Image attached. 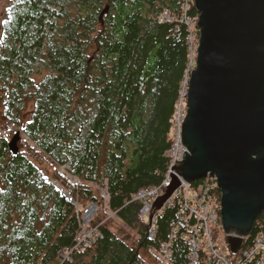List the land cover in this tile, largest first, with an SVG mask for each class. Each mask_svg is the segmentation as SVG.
Returning a JSON list of instances; mask_svg holds the SVG:
<instances>
[{
    "label": "trees",
    "instance_id": "obj_1",
    "mask_svg": "<svg viewBox=\"0 0 264 264\" xmlns=\"http://www.w3.org/2000/svg\"><path fill=\"white\" fill-rule=\"evenodd\" d=\"M0 5L1 117L56 166L49 177L19 144L17 153L9 150L12 132L0 136V264H59L78 230L76 204L91 202L100 209L93 223L101 222L103 237L61 264H160L157 252L166 242L172 264H189L179 199L158 213L153 238L140 218L142 202L132 200L168 171L171 120L199 38L196 24L190 30L181 21L183 0ZM165 9L173 20L159 19ZM189 14L198 18L193 0ZM58 166L77 182L63 179ZM93 184L106 187L108 198ZM213 192L220 201L216 185ZM255 222L242 249L264 234V211ZM199 264L216 262L201 250Z\"/></svg>",
    "mask_w": 264,
    "mask_h": 264
},
{
    "label": "water",
    "instance_id": "obj_2",
    "mask_svg": "<svg viewBox=\"0 0 264 264\" xmlns=\"http://www.w3.org/2000/svg\"><path fill=\"white\" fill-rule=\"evenodd\" d=\"M193 5L199 38L182 126L187 152L154 207H163L180 178L194 183L215 177L221 226L236 253L264 211V0ZM20 138V132L11 137V152H18Z\"/></svg>",
    "mask_w": 264,
    "mask_h": 264
},
{
    "label": "built area",
    "instance_id": "obj_3",
    "mask_svg": "<svg viewBox=\"0 0 264 264\" xmlns=\"http://www.w3.org/2000/svg\"><path fill=\"white\" fill-rule=\"evenodd\" d=\"M191 0H183V9L181 21L193 30L197 18L189 14ZM174 15L165 9L159 16L161 21H171ZM193 41V33L190 38V43ZM187 88L188 79H186L180 91V96L177 100L176 110L171 120L172 142L169 149L166 151V156L169 159L168 171L158 186L149 187L138 190L132 197V200L142 202L140 209V218L148 225L147 236L153 238L156 232V218L165 206L172 205L176 199L180 201L178 211V220L184 226L186 232L184 235L185 241L191 249L189 264H199L200 251L203 250L209 254L216 264H248L249 261L256 259L259 264H264V234H260L255 238L252 246L242 249L240 248L234 258L228 256V249L225 245L219 244L220 237L218 231L221 226L220 201L217 200L213 192V186L216 185L215 177L207 175L201 179L197 185L188 183L180 178V187H178L171 197L164 203L161 209H155L154 202L162 195L167 187L171 184V175L174 173L173 167L176 161L183 159V153L186 147L182 143V126L187 114ZM70 175V174H69ZM71 176V175H70ZM72 183H76L77 179L72 177ZM196 182V181H195ZM93 186L100 189L96 184ZM217 187V185H216ZM102 195L104 199L108 198L106 187H103ZM74 202V200L72 199ZM78 212L79 224L78 230L74 235L71 246L64 248L59 252V261H72V255L77 250L85 249L91 244H95L102 239L103 232L101 230V222L93 223L94 214L98 210V205L94 202L87 204L85 207L76 204ZM107 217L111 213L105 209ZM180 229L176 224L173 227L174 233ZM227 236V235H226ZM224 241V239H223ZM230 250V249H229ZM160 264H172V243L166 242L158 250Z\"/></svg>",
    "mask_w": 264,
    "mask_h": 264
},
{
    "label": "rangeland",
    "instance_id": "obj_4",
    "mask_svg": "<svg viewBox=\"0 0 264 264\" xmlns=\"http://www.w3.org/2000/svg\"><path fill=\"white\" fill-rule=\"evenodd\" d=\"M4 9V5H0V12H2V10ZM197 23V20H196ZM197 48V46H196ZM195 61V59H194ZM31 104L28 107V110H31ZM2 116V107L0 104V124H3V127L0 126V136L5 135V136H9L7 134H9V132H12L13 134L16 132L13 125L9 122H5L3 121ZM20 140L18 141V144L20 145L22 152H24L26 155H28L30 157L31 160H33L35 162V164L37 165V167H39L44 173H46L47 175H49V177L51 175H53L54 173V169L56 168L55 163L50 159L47 158L46 156H44L43 154L37 152L36 150V146L29 140V138L27 136H25L24 134L20 133ZM9 138V137H8ZM58 172L64 174V178L68 183L72 184V177L70 176L69 173L66 171L65 166H58L57 167ZM53 181L57 184L58 188L63 189V186L60 184V182L58 180L53 179ZM102 189L104 188H100L98 189L100 192H102ZM80 205V204H78ZM100 212V209L98 207L97 212L94 214V217ZM112 219V218H111ZM113 220V219H112ZM118 224L117 221L113 220L112 223V227L116 228V225ZM220 237H222L219 240V244L221 246L224 245V242H227V236L223 231V228L220 227L219 231H218ZM224 239V241H223Z\"/></svg>",
    "mask_w": 264,
    "mask_h": 264
}]
</instances>
